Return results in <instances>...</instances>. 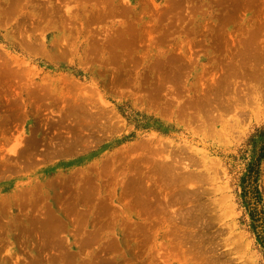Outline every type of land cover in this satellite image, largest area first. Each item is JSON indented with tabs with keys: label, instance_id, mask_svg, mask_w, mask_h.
<instances>
[{
	"label": "rangeland",
	"instance_id": "374dc122",
	"mask_svg": "<svg viewBox=\"0 0 264 264\" xmlns=\"http://www.w3.org/2000/svg\"><path fill=\"white\" fill-rule=\"evenodd\" d=\"M259 129L264 0H0V264H264Z\"/></svg>",
	"mask_w": 264,
	"mask_h": 264
},
{
	"label": "trees",
	"instance_id": "16d2710c",
	"mask_svg": "<svg viewBox=\"0 0 264 264\" xmlns=\"http://www.w3.org/2000/svg\"><path fill=\"white\" fill-rule=\"evenodd\" d=\"M253 154L250 163L247 165L246 174L242 180L244 201L251 220L260 230V241L264 244V212L260 208V198L257 190V180L261 162L264 160V129L256 130L251 137Z\"/></svg>",
	"mask_w": 264,
	"mask_h": 264
},
{
	"label": "bare ground",
	"instance_id": "6f19581e",
	"mask_svg": "<svg viewBox=\"0 0 264 264\" xmlns=\"http://www.w3.org/2000/svg\"><path fill=\"white\" fill-rule=\"evenodd\" d=\"M51 223V222H50ZM49 224V223H48Z\"/></svg>",
	"mask_w": 264,
	"mask_h": 264
}]
</instances>
